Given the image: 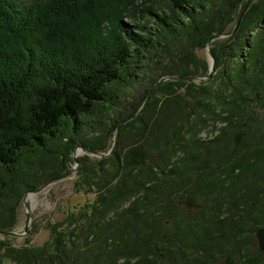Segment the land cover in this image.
Returning a JSON list of instances; mask_svg holds the SVG:
<instances>
[{
  "label": "trees",
  "instance_id": "trees-1",
  "mask_svg": "<svg viewBox=\"0 0 264 264\" xmlns=\"http://www.w3.org/2000/svg\"><path fill=\"white\" fill-rule=\"evenodd\" d=\"M241 2L0 0V231L75 148L108 153L159 81L207 74L198 52ZM211 49V79L162 85L109 156L77 158L74 191L94 199L40 246L0 237V264H264V0Z\"/></svg>",
  "mask_w": 264,
  "mask_h": 264
},
{
  "label": "rangeland",
  "instance_id": "rangeland-1",
  "mask_svg": "<svg viewBox=\"0 0 264 264\" xmlns=\"http://www.w3.org/2000/svg\"><path fill=\"white\" fill-rule=\"evenodd\" d=\"M200 56L205 57L208 60L207 53L205 50L198 52ZM147 88V82L145 79H137L131 82L130 88L127 92H122L120 88L118 95L120 96L117 99V110L125 109L128 106V103H131L134 98L138 97L143 90ZM124 91V90H123ZM200 135L202 138L207 137V132H201ZM84 154L78 152L76 154L77 158L82 157ZM75 165L68 166V169H71ZM79 168V167H78ZM79 170V169H78ZM76 182V175H73L69 179L55 182L48 186L45 190L38 194H31L27 198L29 205V214H30V226L28 228L27 235L22 238H15L12 243L15 246L22 245L26 239H29V244L32 246H40L47 240L48 232L46 229V223L62 221L66 207L71 208L72 206H82L87 201H92L94 195L84 194L83 192L76 193L74 191V183ZM18 211V225L15 228V232L23 233L24 230V210L22 205L17 208ZM2 238V237H1ZM222 264V263H217Z\"/></svg>",
  "mask_w": 264,
  "mask_h": 264
},
{
  "label": "water",
  "instance_id": "water-1",
  "mask_svg": "<svg viewBox=\"0 0 264 264\" xmlns=\"http://www.w3.org/2000/svg\"><path fill=\"white\" fill-rule=\"evenodd\" d=\"M247 1L248 0H242L241 4H240V7H239V10H238V13H237V16H236V21L234 22V27L231 31L229 32H225V33H219V34H214V36H212L207 44H206V48L204 49L207 53V57H208V63H209V70H208V73L207 74H199V75H192V76H168V77H165L163 78L161 81H159L157 83V85L147 94L146 96V99L145 101L143 102V105L141 106V108L138 110V112L136 114H134L133 116L127 118L126 120H124L116 129H115V134H114V137H113V142L112 143V146L109 150L108 153L106 154H101V153H98L96 151H93V150H90V149H85L83 147H77L74 149L73 151V162H74V165L71 169H69L68 171L54 177V178H51L49 180H47L46 182H43V184L36 190H33V191H30L25 193L23 195V199H22V208L24 210V216H25V220H24V230H23V233H17L15 231H10V232H7V231H0V237H10V238H22L23 236L27 235L28 233V228L30 226V214H29V205H28V202H27V198L29 197V195L31 194H38L40 192H42L43 190H45L48 186H50L51 184L55 183V182H58V181H62V180H65V179H69L71 178L73 175H75L78 171V167L80 165L78 159H77V156L76 154L80 151L82 152L83 154H85L86 156H91V157H96V158H106L107 156H109L116 148L117 144H118V137H119V131L121 129V127L136 119L140 114L141 112L144 110L147 102L150 100L151 96L164 84L168 83V82H177V81H182V82H192V81H199V80H209L212 78L213 74H214V64H215V58L213 56V53H212V49H211V44L212 42L216 41V40H221V39H225V38H228L229 36H232L239 24H240V21L242 19V16L244 14V10L246 8V4H247ZM255 239L257 241V246L260 250V252L262 253V256L264 258V228L262 229H259L257 231H255Z\"/></svg>",
  "mask_w": 264,
  "mask_h": 264
}]
</instances>
